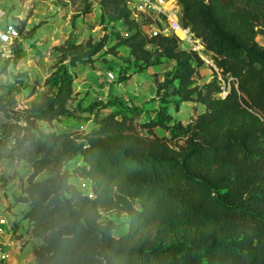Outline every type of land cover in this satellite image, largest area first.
<instances>
[{
  "label": "trees",
  "instance_id": "16d2710c",
  "mask_svg": "<svg viewBox=\"0 0 264 264\" xmlns=\"http://www.w3.org/2000/svg\"><path fill=\"white\" fill-rule=\"evenodd\" d=\"M177 2L181 25L227 83L223 96L216 74L195 82L196 51L181 48L176 36L144 34L125 0H100L107 19L127 31L111 33L113 47L126 46L141 67L173 61L156 81L153 116L135 122L138 109L120 99L91 104L86 131L36 126L69 114L68 65L90 60L102 40L67 38L57 47L55 88L41 103L10 111L0 97L7 118L0 140L13 138L10 158L31 166L18 200L27 202L23 216L40 240L34 264H264V47L255 40L264 34V0ZM184 102L202 110L187 123L174 121L168 103L178 109ZM155 126L170 135L154 133ZM72 173L89 180L90 193ZM112 211L124 215L117 234L103 217Z\"/></svg>",
  "mask_w": 264,
  "mask_h": 264
},
{
  "label": "rangeland",
  "instance_id": "374dc122",
  "mask_svg": "<svg viewBox=\"0 0 264 264\" xmlns=\"http://www.w3.org/2000/svg\"><path fill=\"white\" fill-rule=\"evenodd\" d=\"M86 9V11H85ZM8 25H13L15 35L11 43L0 42V97L6 100L10 111H21L39 104L55 88V71L61 51L57 49L67 38L75 43L104 42L102 48L90 60L68 65L72 73V95L67 103L69 114L50 123L35 121L45 131H64L71 128L86 131L92 124L87 117V108L101 101L118 102L123 99L137 110L134 121L143 122L154 115L160 105L156 93V81L173 65L163 60L158 65L138 66L124 45L113 47L116 39L111 33L127 35L125 26L119 21H109L102 13L100 0H0V35ZM255 40L264 47V34ZM184 49L193 47L187 41L179 42ZM113 47V48H112ZM202 64L195 73V82L202 84L216 74L221 87L226 81L215 66L211 53L206 49L197 51ZM64 59L62 63H67ZM219 93L222 95L223 91ZM109 107V108H108ZM101 110L106 113L113 106ZM202 110L200 104L184 102L178 109L168 103L167 111L174 121L187 123ZM7 120L0 111V121ZM22 123L23 120L21 119ZM158 135L169 136L163 127H152ZM13 138L0 140V213L11 215L12 233L15 244L9 246L10 259L0 264H34L32 247L39 243L31 236L29 224L23 214L27 202L18 200L23 196L22 188L31 172L24 160L10 158ZM69 171L74 163L68 162ZM44 176V172L36 178ZM70 180L84 192L90 193L89 180L72 173ZM111 219L120 233L125 228L124 215L115 211L103 214Z\"/></svg>",
  "mask_w": 264,
  "mask_h": 264
},
{
  "label": "built area",
  "instance_id": "2783aa9c",
  "mask_svg": "<svg viewBox=\"0 0 264 264\" xmlns=\"http://www.w3.org/2000/svg\"><path fill=\"white\" fill-rule=\"evenodd\" d=\"M130 12V17L140 23L141 30L147 36H176L178 42L187 41L192 43L193 47L189 50L205 49L200 39L195 37L193 33L181 25L179 20L180 8L177 0H125ZM177 27H181L191 36V41L181 39L175 32ZM15 35L13 25H8L4 32L0 35V42L4 45L11 43ZM198 43L201 48H198ZM184 49V48H183ZM225 89V86L222 87ZM226 90L223 91L222 96ZM19 123L24 124L20 120ZM11 215L0 213V261H8L10 259L9 246L15 242L9 236L12 233L13 220L9 219Z\"/></svg>",
  "mask_w": 264,
  "mask_h": 264
},
{
  "label": "bare ground",
  "instance_id": "6f19581e",
  "mask_svg": "<svg viewBox=\"0 0 264 264\" xmlns=\"http://www.w3.org/2000/svg\"><path fill=\"white\" fill-rule=\"evenodd\" d=\"M176 34L181 38V39H187L188 41H191V36L187 33V31L181 27H177L175 30ZM201 44L198 43V48H201Z\"/></svg>",
  "mask_w": 264,
  "mask_h": 264
},
{
  "label": "crops",
  "instance_id": "0c3cea01",
  "mask_svg": "<svg viewBox=\"0 0 264 264\" xmlns=\"http://www.w3.org/2000/svg\"><path fill=\"white\" fill-rule=\"evenodd\" d=\"M31 254H32V252H31Z\"/></svg>",
  "mask_w": 264,
  "mask_h": 264
}]
</instances>
